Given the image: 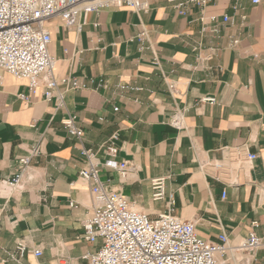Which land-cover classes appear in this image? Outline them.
<instances>
[{
    "label": "crops",
    "instance_id": "0c3cea01",
    "mask_svg": "<svg viewBox=\"0 0 264 264\" xmlns=\"http://www.w3.org/2000/svg\"><path fill=\"white\" fill-rule=\"evenodd\" d=\"M149 4L147 13L113 8L74 25L46 23L56 79L83 89L62 85L48 102L44 77L33 95L27 80L2 74L0 264H88L97 245L83 236L93 213L91 184L79 176L83 148L98 153L106 189L139 211L156 217L172 197L175 215L202 239L228 236L226 264H264V246L234 250L252 232L264 237V0H210L186 15L168 0ZM69 115L85 133L81 143L62 123ZM116 132V159L132 166L126 179L103 166V145ZM236 149L257 158L236 161ZM26 157L21 183L8 186ZM161 177L167 197L156 202L151 184ZM20 242L27 252L13 259Z\"/></svg>",
    "mask_w": 264,
    "mask_h": 264
},
{
    "label": "built area",
    "instance_id": "2783aa9c",
    "mask_svg": "<svg viewBox=\"0 0 264 264\" xmlns=\"http://www.w3.org/2000/svg\"><path fill=\"white\" fill-rule=\"evenodd\" d=\"M168 1L181 15L187 14L189 6L203 9L210 3V0ZM260 2L253 0L254 4ZM113 8H129L136 13H147L150 4L149 0H0V84L2 74L7 73L16 79L27 80L30 94L34 95L40 79L44 77V97L48 102L53 100L55 91L62 85L68 89L85 88L75 79H56V61L50 53L52 37L46 23L58 17L66 25H74L82 16ZM224 21H229V17L225 16ZM101 85L104 83L101 82ZM169 88L175 91L174 85ZM20 98L28 99L25 95H20ZM201 102L214 104L216 99L206 97ZM63 105V96L60 94L57 106ZM62 123L71 138L80 143L83 141L85 133L77 125L76 116L69 115ZM173 125L180 127L181 118L175 117ZM119 139L120 133L116 132L103 145V152L107 156L103 166L117 171L122 179H126L132 166L127 161L118 162L116 159ZM82 155L85 167L79 176L91 184L93 198V213L83 224V236L87 242L97 245V251L84 256L88 264H226L225 257L230 248L225 233L218 242L202 239L197 234L194 222L184 221L175 215L172 197L167 204V211L156 217L139 211L126 197L106 189L101 181V164L97 152L83 148ZM233 155L236 161L250 164L257 158V155L246 150L236 149ZM30 163V157L21 159L18 174L7 181V185L16 188ZM166 181V177L152 180L154 201L166 199ZM262 246L264 237L252 232L234 250L254 253ZM16 251L11 258L20 259L27 252V246L20 242ZM40 254L41 251L35 252L36 256Z\"/></svg>",
    "mask_w": 264,
    "mask_h": 264
}]
</instances>
